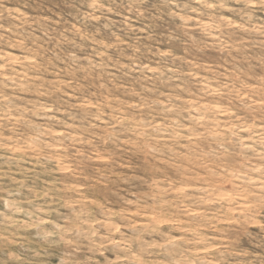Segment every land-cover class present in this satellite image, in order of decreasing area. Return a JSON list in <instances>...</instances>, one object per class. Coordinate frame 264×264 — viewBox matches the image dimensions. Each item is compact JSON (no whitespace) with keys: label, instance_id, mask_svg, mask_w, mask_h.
Returning <instances> with one entry per match:
<instances>
[{"label":"rangeland","instance_id":"1","mask_svg":"<svg viewBox=\"0 0 264 264\" xmlns=\"http://www.w3.org/2000/svg\"><path fill=\"white\" fill-rule=\"evenodd\" d=\"M0 264H264V0H0Z\"/></svg>","mask_w":264,"mask_h":264},{"label":"bare ground","instance_id":"2","mask_svg":"<svg viewBox=\"0 0 264 264\" xmlns=\"http://www.w3.org/2000/svg\"><path fill=\"white\" fill-rule=\"evenodd\" d=\"M165 222V221H164Z\"/></svg>","mask_w":264,"mask_h":264}]
</instances>
